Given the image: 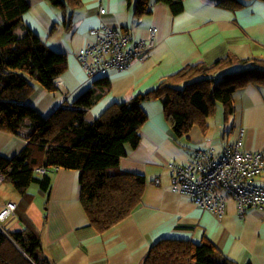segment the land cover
Returning <instances> with one entry per match:
<instances>
[{"label": "crops", "instance_id": "obj_1", "mask_svg": "<svg viewBox=\"0 0 264 264\" xmlns=\"http://www.w3.org/2000/svg\"><path fill=\"white\" fill-rule=\"evenodd\" d=\"M31 9L24 24L51 50L66 55L67 67L58 79L57 92L33 83L25 101L44 117L63 106H73L91 89L101 94L99 80L109 83L108 92L89 110L92 123L111 106L128 102L159 86L162 80L199 62L212 65L227 55L264 59V1L241 0L243 6L224 9L216 0H185L184 11L173 15L169 7L151 0V13L135 15V3L127 0H84L77 10L64 14L47 0H28ZM105 9V14L101 10ZM116 28L137 41H148L157 28L155 47L143 64L128 71L112 70L90 77L78 52L93 40V29ZM234 114L217 113L207 119L208 128L194 126L183 137L174 134L160 100L145 102L147 122L139 144L126 146L119 169L145 178L143 202L117 226L98 233L89 224L80 203L81 172H52L48 195L30 187L26 196L16 191L11 200L19 214L7 227L23 230L29 224L40 236L43 255L52 264H140L151 247L162 240L202 244L208 241L237 264H264V209H247L243 216L233 197H227L226 213L219 217L201 210L173 188L171 165H185L196 150L221 154L225 147L242 143L243 152L264 153V86L249 84L234 95ZM23 137L0 131V155L12 158L28 145ZM34 157L42 164V152ZM253 182L264 188V174ZM5 183V182H4ZM9 184V183H8ZM2 185V184H1ZM0 185V186H1ZM24 216L22 221L19 216Z\"/></svg>", "mask_w": 264, "mask_h": 264}, {"label": "trees", "instance_id": "obj_2", "mask_svg": "<svg viewBox=\"0 0 264 264\" xmlns=\"http://www.w3.org/2000/svg\"><path fill=\"white\" fill-rule=\"evenodd\" d=\"M64 14L77 10L84 0H47ZM133 0H127L131 5ZM173 15L184 11L185 0H156ZM264 1V0H261ZM224 9L243 6L241 0H216ZM31 9L28 0H0V131L23 137L28 145L12 158L0 155V175L22 196L35 184L49 194L52 172H81L80 203L90 226L102 234L126 220L143 202L145 178L120 171L126 146L139 144L147 122L142 104L160 100L167 121L178 137L194 126L208 128L207 119L221 104L227 118L234 114L235 93L249 85L264 86V59H241L227 55L212 65L199 62L162 80L159 86L136 98L111 106L90 123L89 110L108 92L91 89L73 106H63L49 117L37 113L26 100L34 82L57 92L58 79L67 67V57L47 47L23 22ZM151 0H136L135 15L151 13ZM133 37V36H132ZM135 40V39H134ZM42 152V164L34 157ZM38 168L46 169L39 174ZM15 213L19 214L18 204ZM22 221L24 216H19ZM12 218V217H11ZM0 264H52L43 255L39 234L29 225L14 231L0 223ZM140 264H237L217 247L177 240H162L151 247Z\"/></svg>", "mask_w": 264, "mask_h": 264}, {"label": "built area", "instance_id": "obj_3", "mask_svg": "<svg viewBox=\"0 0 264 264\" xmlns=\"http://www.w3.org/2000/svg\"><path fill=\"white\" fill-rule=\"evenodd\" d=\"M106 10L102 9L101 14ZM157 28L150 30L148 41L134 40L131 33L116 28L93 29V40L78 52V58L90 77H104L112 70L128 71L135 63L143 64L155 47ZM241 141L227 145L221 154L196 150L185 165H171L173 188L190 198L201 210L219 217L226 213L227 196L233 197L239 215L247 209H264V188L255 184V176L264 174V153L243 152ZM39 174L46 169L38 168ZM0 175V185L4 182ZM16 203H8L0 210V223L15 215Z\"/></svg>", "mask_w": 264, "mask_h": 264}, {"label": "rangeland", "instance_id": "obj_4", "mask_svg": "<svg viewBox=\"0 0 264 264\" xmlns=\"http://www.w3.org/2000/svg\"><path fill=\"white\" fill-rule=\"evenodd\" d=\"M34 83H36V82H34ZM217 113H224V108H223V106L221 104H217V106H216V110H215L214 114L216 115ZM215 115H213V116H215ZM214 119L216 120L217 117L214 118ZM33 187H35V184H33ZM15 194H16V191L12 188V186L10 184H8L7 182H5V183L3 182L2 185L0 186V203L1 202H6L8 200H11V198ZM226 196L227 197H231V196H228V195H226ZM7 221L6 222H2L1 224L3 226H6V225H8Z\"/></svg>", "mask_w": 264, "mask_h": 264}]
</instances>
